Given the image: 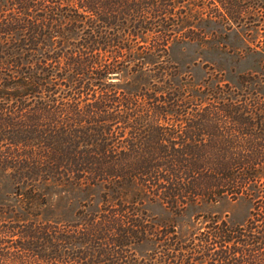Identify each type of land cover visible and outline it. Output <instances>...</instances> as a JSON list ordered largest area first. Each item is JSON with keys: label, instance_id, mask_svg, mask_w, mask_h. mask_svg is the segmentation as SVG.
<instances>
[{"label": "trees", "instance_id": "16d2710c", "mask_svg": "<svg viewBox=\"0 0 264 264\" xmlns=\"http://www.w3.org/2000/svg\"><path fill=\"white\" fill-rule=\"evenodd\" d=\"M7 3L8 12L0 8V170L21 175L12 197L32 216L29 196L43 200L38 184L49 176L81 191L102 189L97 210H82L74 224L21 214L14 227L0 222L20 235L13 251L0 242V264H19L3 253L22 264H264L263 101L230 100L221 88L191 94L167 80L168 47L186 38L179 28L191 1ZM122 76L131 88L118 87ZM145 197L172 208L244 198L251 209L240 226L203 216L182 241L174 227L148 225ZM143 241L155 248L137 256L131 246Z\"/></svg>", "mask_w": 264, "mask_h": 264}, {"label": "rangeland", "instance_id": "374dc122", "mask_svg": "<svg viewBox=\"0 0 264 264\" xmlns=\"http://www.w3.org/2000/svg\"><path fill=\"white\" fill-rule=\"evenodd\" d=\"M190 1L191 4H184L192 9L188 13L189 19H184L183 26L179 28L184 27L186 38L175 37L168 47V64L174 67L173 76L167 78L170 85L184 88L191 94H197L199 88L211 91L221 88L230 100H240V95H243L248 98L247 104L258 98L264 104V0ZM7 2L9 0H0V8L6 12L11 8ZM189 28L193 30L189 31ZM124 79L126 76L117 81L118 87L131 88L123 84ZM205 131L204 139L208 142V127ZM28 176L41 180L36 170L28 172ZM20 177L18 175L13 180L0 170V222L7 223L6 227L15 226L16 214L35 222L74 224L81 218L79 212H95L100 202L101 187L81 191L67 182L62 184L59 175L49 176L51 181H40L38 184V191L45 198L36 201L32 195L29 196V201L33 200L34 204L30 210L33 215L28 216L25 205H22L24 209H20L12 197L15 181ZM89 195L92 203L81 207L83 200L88 202ZM143 199L140 210L144 212L148 225L155 229L174 227L182 241L201 228L203 216L215 215L230 226H240L248 219L251 209V203L244 198L230 200L223 197L216 202L198 198L197 202H187L183 208H172L158 198ZM11 230L7 233L0 227V242L4 251H13L16 244L12 242L20 238L16 228ZM154 248L150 241L131 246L137 256H145ZM3 259L22 264L19 255L9 257L3 253ZM27 263L49 264L42 259Z\"/></svg>", "mask_w": 264, "mask_h": 264}]
</instances>
